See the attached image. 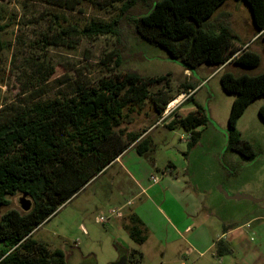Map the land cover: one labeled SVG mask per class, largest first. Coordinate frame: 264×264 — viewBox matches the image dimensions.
<instances>
[{
  "label": "rangeland",
  "instance_id": "rangeland-1",
  "mask_svg": "<svg viewBox=\"0 0 264 264\" xmlns=\"http://www.w3.org/2000/svg\"><path fill=\"white\" fill-rule=\"evenodd\" d=\"M0 7L5 8L8 15V19L3 22L8 27L0 35V42L4 46L0 49V119L2 115L11 116L19 106L29 107L37 102L70 97L77 82L88 86L98 84L100 80L115 75L117 70L123 73L135 70L146 77L170 75V91L172 95L179 93L184 68L170 60L164 49L141 42L135 37L133 25L128 18L130 13H143L145 7L142 4L125 13L117 0H81L76 10L71 12H57V9L45 2L23 4L18 0L0 1ZM53 13L61 16L62 26H73L76 30H82L92 21L110 23L115 20L118 22L115 29L117 34L94 39L83 37L66 46L45 48L43 39L46 34L52 35L49 27L54 20L51 15ZM221 23L230 26L237 35L235 43L238 50L251 40L247 46L261 55V63L254 69H246L234 63H230L226 69L204 64L193 75V80L209 77L208 86L196 92L195 100L207 108L214 122L202 126L204 130L199 142L189 154L195 162H190L189 157L184 159L185 155L180 152L188 149L185 141L187 132L182 128L164 129L180 113L177 106L171 108V112L167 108L161 116L155 113L148 102L142 107L134 106L133 111L126 110L130 116L122 122L121 129L125 134L139 133L164 118L160 128L152 132L155 140L153 155L160 170L170 160L180 157L186 165L197 169L199 180L207 184L209 182L211 189L223 186L224 189L235 187L239 190L245 189L248 184L254 189H263L264 120L259 115V109L264 106V96L253 101L238 120L242 138L261 148L262 153L248 160L233 151L224 152L228 117L236 95L227 94L223 90L220 77L224 71L236 75H257L263 72L264 42L258 39L249 7L240 0H227L220 6L211 18V24L217 28ZM112 54L122 58L120 69H116L114 57L110 59ZM161 86L155 85L151 90H158ZM189 93L183 96L187 103L190 102L187 100ZM225 165L237 172L236 177L213 178L214 169H224ZM112 172L110 170L92 180L65 203L56 215L34 231L33 238L45 243L51 252L63 250L68 264H111L120 255H126L127 247L141 253V256L128 254V264H264V238L261 233L255 228L248 231L243 229L218 239L222 234L221 226H218L208 211L202 213L203 219L208 220L212 226L206 234L195 230L189 234L183 233L182 237L172 234L166 240L151 238L143 247L137 245L126 231L128 216L121 218L125 223L124 228L118 219H112L107 224L98 223L97 216L102 212L106 214L113 207V202L108 201L109 196L103 190V187L111 188ZM23 197L31 200L23 194L10 197V205L2 208L0 216L11 209L23 212L20 204ZM257 200L262 202H235L251 207L250 212L247 210L238 216L239 221L264 217V200ZM258 224L256 222L254 226ZM220 240L230 246V254L218 255L216 243Z\"/></svg>",
  "mask_w": 264,
  "mask_h": 264
},
{
  "label": "trees",
  "instance_id": "trees-1",
  "mask_svg": "<svg viewBox=\"0 0 264 264\" xmlns=\"http://www.w3.org/2000/svg\"><path fill=\"white\" fill-rule=\"evenodd\" d=\"M6 1V0H0ZM12 1V0H9ZM23 4L47 3L57 12L74 11L81 0H18ZM227 0H117L123 13L138 4L145 11L129 14L135 37L164 49L170 60L184 70L197 74L204 64L227 68L230 63L246 69L257 68L261 55L247 46L236 48L237 35L230 26L221 23L212 26L211 18ZM250 9L258 39L264 42V0H240ZM50 25L51 36L46 34L45 48L66 46L80 38L94 39L104 35H116L118 22L92 21L82 30L62 26L59 14ZM7 10L0 7V35L8 25ZM4 47L0 42V49ZM242 49V50H241ZM239 53L237 54V52ZM237 54V55H236ZM236 55V56H234ZM114 57V59L112 58ZM116 69L123 62L112 54ZM223 68V69H224ZM100 80L90 86L77 82L70 97L45 103L37 102L20 107L14 113L0 119V211L10 205V197L23 194L31 198L28 212L8 210L0 216V264H68L63 250L50 251L48 246L33 238V233L72 197L103 173L132 144L140 155L153 151L150 137L140 140L146 133H127L121 129L125 118L134 106L150 103L155 113L163 115L175 100L170 91L169 76L146 77L135 70ZM200 80V79H198ZM223 90L236 95L228 117V144L230 150L253 160L262 149L242 138L238 120L246 108L257 98L264 96V71L257 75H236L224 71L220 77ZM163 85L152 91L155 85ZM199 82L180 84L179 95L195 90ZM197 110L185 115L177 114L166 126L170 130L182 128L191 134L185 156L196 148L202 126L213 124L206 107L188 97ZM126 110H129L126 112ZM264 120V106L259 109ZM120 128V129H119ZM140 220L130 218L126 226L131 239L142 245L147 240ZM219 256L232 252L223 240L216 243ZM128 254L141 253L136 249Z\"/></svg>",
  "mask_w": 264,
  "mask_h": 264
},
{
  "label": "crops",
  "instance_id": "crops-1",
  "mask_svg": "<svg viewBox=\"0 0 264 264\" xmlns=\"http://www.w3.org/2000/svg\"><path fill=\"white\" fill-rule=\"evenodd\" d=\"M250 42L251 40L248 41V43ZM208 79L209 77H200V80H193L192 72L184 70L182 83L199 82L197 88L190 90L189 93V96H193L195 99L196 92H199L204 86H208ZM184 94L178 96L179 94L177 93L173 97H176L175 100H177ZM195 101L199 103L197 100ZM176 106L180 114L184 112L187 114L197 110L195 103H187L184 97ZM171 111L172 109L170 108ZM162 120H158L152 126L144 129L146 133L142 135L140 140L150 137L154 145L155 140L152 132L160 128ZM164 129L168 128L164 127ZM203 130L202 127L198 129L201 134ZM185 141L188 143L187 140ZM192 151L184 159L189 157ZM180 152L184 155L186 153L185 150ZM153 154L154 152L151 151L140 155L135 149V144H132L103 173L96 177L99 178L110 170L113 171L110 175L111 188L103 187V190L109 196L108 201L113 202L111 204L113 205L112 208L124 209V216H128L127 222H130L131 217L140 220L143 225L142 229H144L147 237L144 244L140 245L141 247L148 243L151 238L166 240L172 234L182 237L183 233L189 234L195 230L201 234H206L207 230L212 228V226L208 220L203 219V211H208V213L213 215L214 219H216L215 222L218 226H221L222 234L218 239L232 235L243 229L248 231L251 228H255L264 238V217H254L247 221L245 219H243L245 221H239V215L244 214L247 210L251 211V207L248 205H238L235 203L242 200L226 198L220 192L219 187L211 189L212 186H210L209 182L207 184L199 180L197 169L186 165L183 158L177 157L174 160H170L167 166L163 170H160ZM189 160L192 163L195 162L193 157H189ZM236 174L237 172L231 166L225 165L224 169L215 168L212 177L216 180L218 178L233 179L236 177ZM153 175L159 179V183L155 184L151 181V176ZM226 190L231 194L246 193L256 199L264 200V188L254 189L250 184L246 185L245 189L238 190L232 187ZM252 204L257 203L252 202ZM118 220L120 221L121 219ZM256 222H259L258 226H254ZM120 224L123 226L125 223L121 220ZM130 249L133 248L127 247L126 250Z\"/></svg>",
  "mask_w": 264,
  "mask_h": 264
},
{
  "label": "water",
  "instance_id": "water-1",
  "mask_svg": "<svg viewBox=\"0 0 264 264\" xmlns=\"http://www.w3.org/2000/svg\"><path fill=\"white\" fill-rule=\"evenodd\" d=\"M228 139H229V137H228V134H227V144H228ZM227 144H226V147H227ZM219 190L228 199H232V200H250L253 203L261 202V200H257V199H255L252 196L247 195V194H242V193L231 194L226 189H224L222 186H219ZM20 204H21L22 210L24 212H28V211L31 210L33 203H32V200L23 197V198L20 199ZM111 264H128V258L126 256H122L116 262L111 263Z\"/></svg>",
  "mask_w": 264,
  "mask_h": 264
},
{
  "label": "built area",
  "instance_id": "built-area-1",
  "mask_svg": "<svg viewBox=\"0 0 264 264\" xmlns=\"http://www.w3.org/2000/svg\"><path fill=\"white\" fill-rule=\"evenodd\" d=\"M242 50V49H241ZM237 55V54H236ZM235 56V55H234ZM185 95V94H184ZM172 103V102H171ZM170 103V104H171ZM170 104L168 105V110L170 109ZM191 134H187L186 139L187 142H189V140L191 139ZM151 181L153 183H159V179L156 176H151ZM124 217V210L123 208H112L110 210H108V212L105 213H100L97 216V222L101 223V224H107L109 223L112 219H121ZM85 231V230H84Z\"/></svg>",
  "mask_w": 264,
  "mask_h": 264
},
{
  "label": "bare ground",
  "instance_id": "bare-ground-1",
  "mask_svg": "<svg viewBox=\"0 0 264 264\" xmlns=\"http://www.w3.org/2000/svg\"><path fill=\"white\" fill-rule=\"evenodd\" d=\"M184 96V95H183ZM183 96L179 97L177 100H175L173 103L170 104V108L175 107L183 98ZM180 100V101H179Z\"/></svg>",
  "mask_w": 264,
  "mask_h": 264
}]
</instances>
